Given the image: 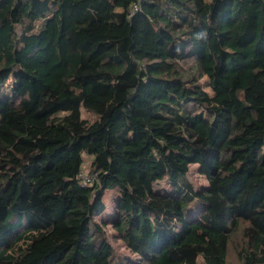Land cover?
<instances>
[{
  "label": "trees",
  "instance_id": "16d2710c",
  "mask_svg": "<svg viewBox=\"0 0 264 264\" xmlns=\"http://www.w3.org/2000/svg\"><path fill=\"white\" fill-rule=\"evenodd\" d=\"M114 190L135 260L94 221ZM238 236L264 264V0H0V264H228Z\"/></svg>",
  "mask_w": 264,
  "mask_h": 264
},
{
  "label": "rangeland",
  "instance_id": "374dc122",
  "mask_svg": "<svg viewBox=\"0 0 264 264\" xmlns=\"http://www.w3.org/2000/svg\"><path fill=\"white\" fill-rule=\"evenodd\" d=\"M95 100H96L95 98L90 97L87 102L92 103ZM81 117L82 119L88 121H93L95 119V117H93L90 113L86 112L84 109H82L81 111ZM84 161H85L84 167L86 171H88L90 166L89 160L88 158H85ZM188 180L192 185H194L196 189H200L206 185V181L204 177L198 174L195 166H192L190 168V172L188 174ZM157 187H158L157 189H161V190L168 188L163 180L158 183ZM117 196L118 193L115 190L105 192L103 196V203L105 206V210L101 215L95 217L94 221L95 223L105 224L106 240L111 245L114 255L122 259L133 260L134 256L130 254L129 251L124 247V245L121 243L116 233L114 232L113 228L111 227V219L114 217L115 202ZM242 243L243 240L241 239L240 236L233 238V241L230 244L229 252H228V264H244L243 262L241 263L238 258V250H240Z\"/></svg>",
  "mask_w": 264,
  "mask_h": 264
},
{
  "label": "built area",
  "instance_id": "2783aa9c",
  "mask_svg": "<svg viewBox=\"0 0 264 264\" xmlns=\"http://www.w3.org/2000/svg\"><path fill=\"white\" fill-rule=\"evenodd\" d=\"M132 10L135 12L137 10L136 6H134ZM77 179L82 185L91 186L94 181H96V174L90 173L89 170L86 171L85 167H83L80 170Z\"/></svg>",
  "mask_w": 264,
  "mask_h": 264
}]
</instances>
